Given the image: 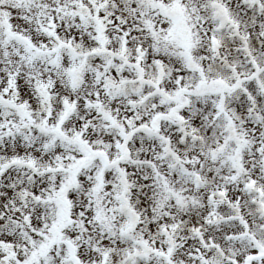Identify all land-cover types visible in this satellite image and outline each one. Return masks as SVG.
<instances>
[{"label": "snow or ice", "instance_id": "1", "mask_svg": "<svg viewBox=\"0 0 264 264\" xmlns=\"http://www.w3.org/2000/svg\"><path fill=\"white\" fill-rule=\"evenodd\" d=\"M0 264H264V0H0Z\"/></svg>", "mask_w": 264, "mask_h": 264}]
</instances>
